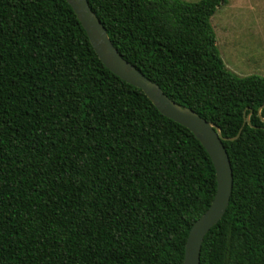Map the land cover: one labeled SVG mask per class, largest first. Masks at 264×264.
<instances>
[{
    "label": "trees",
    "instance_id": "1",
    "mask_svg": "<svg viewBox=\"0 0 264 264\" xmlns=\"http://www.w3.org/2000/svg\"><path fill=\"white\" fill-rule=\"evenodd\" d=\"M87 1L168 98L223 138L241 130L200 264H264V77L220 57L210 19L227 0ZM215 192L201 143L102 64L66 0H0V264H182Z\"/></svg>",
    "mask_w": 264,
    "mask_h": 264
},
{
    "label": "water",
    "instance_id": "2",
    "mask_svg": "<svg viewBox=\"0 0 264 264\" xmlns=\"http://www.w3.org/2000/svg\"><path fill=\"white\" fill-rule=\"evenodd\" d=\"M66 2L76 14L102 64L121 80L140 89L164 117L188 129L210 157L215 170L216 192L209 208L189 230L182 263L200 264L203 239L224 216L233 187L231 163L223 142L236 140L241 130L234 138H223L214 123L168 98L157 84L122 58L111 43L106 29L89 7L87 0H66ZM244 124L250 125L248 117L244 118Z\"/></svg>",
    "mask_w": 264,
    "mask_h": 264
},
{
    "label": "rangeland",
    "instance_id": "3",
    "mask_svg": "<svg viewBox=\"0 0 264 264\" xmlns=\"http://www.w3.org/2000/svg\"><path fill=\"white\" fill-rule=\"evenodd\" d=\"M210 24L230 72L239 77H264V0H227L217 8Z\"/></svg>",
    "mask_w": 264,
    "mask_h": 264
}]
</instances>
